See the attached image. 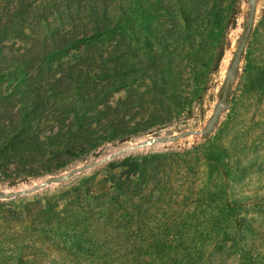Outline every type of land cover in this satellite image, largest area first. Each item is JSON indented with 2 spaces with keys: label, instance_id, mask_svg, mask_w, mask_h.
<instances>
[{
  "label": "rangeland",
  "instance_id": "obj_1",
  "mask_svg": "<svg viewBox=\"0 0 264 264\" xmlns=\"http://www.w3.org/2000/svg\"><path fill=\"white\" fill-rule=\"evenodd\" d=\"M219 1L224 9L225 29L214 31L213 40L206 47L203 64H198L196 76H190L191 62L184 57V53L174 62L182 71L179 79H176L179 90L177 88L175 96L172 95L173 88L164 83L169 79H162L165 76L164 68H150L141 79L136 74L124 79L118 65L107 59L110 53H114L113 48H117V43L120 50L115 51V55L118 57L145 61L148 51L144 47L143 37L138 33L142 28L138 20H134L133 26L121 24L120 31L116 30L111 36L95 38L94 44L85 51L72 52L62 60L88 71L90 74L84 76L86 79H12L0 83V98L10 93L17 98L25 92L45 97L48 102L47 114L54 116L42 119L39 126L41 139L57 131V114L65 113L62 117L67 125L80 111L82 103L77 95L78 89L83 93L95 90L100 95L106 94L107 90L109 94L106 100L113 107L124 99L126 91L123 87L129 85L136 96L143 98L144 103L140 114L136 113L138 110L135 108L131 112L119 111L123 117H113V125L121 121L129 122L126 131L130 134L125 138L103 142L80 156L62 155L67 161L65 167L51 174L28 177L23 184L13 188L9 183L21 179L10 181L0 174V190L7 192L62 175L121 147L136 146L157 136L205 130L218 110L225 82L231 78L227 101L220 106L216 125L208 135L187 136L168 143L134 148L66 182L14 199L12 206L9 205L11 200H0L3 206L0 207V264H248V255L256 256L251 263L264 264V89L262 97H254L255 91L248 83H242L247 54L253 61L251 75L258 77L264 71V51L261 53V46H264V0H255L252 29L242 58L237 62V71L232 76L231 65L249 23L252 0ZM97 6L99 12L105 8L103 3ZM68 11L77 31L82 33L89 13L82 14L84 10L76 6L70 7L65 15ZM171 20L159 18L156 24H160V27L170 26ZM18 46L23 47L17 42L15 47ZM91 55L95 62L91 60ZM106 59L107 77L101 79L99 71L103 67L102 61ZM139 64L137 67L142 66ZM53 70H50L51 74ZM192 79H196V84ZM58 82L61 84L58 85ZM57 86L70 87V93L63 100L60 97L49 99L53 95L51 89ZM115 88L118 90L112 92ZM184 97L187 102L182 107ZM138 124L146 130L132 134L138 129ZM75 138L60 142V147H53V150L58 153L61 147L73 145ZM211 140L216 144L212 148L206 145ZM154 154L169 156L168 164L164 167L169 169V191L164 194V199L162 196L152 207L143 206L136 216H131L132 212L124 208L105 212L99 221L101 200L92 199L98 194L91 189L90 194L80 196L75 205L89 212L88 216L91 215L96 222L90 226L96 238L89 239L90 243L82 242V251L72 242L62 243L35 233L34 226L25 219L2 218L8 217L5 213L10 208L18 210L19 204L32 201L35 196L61 194L81 180L91 181L92 176H96V181L105 175L111 164ZM40 172L37 170V173ZM165 179H160V183ZM224 194L241 200V210H247L246 216L251 220V233L238 244L223 243L222 226L217 221L216 211L219 199ZM64 199L71 201L72 196L67 195ZM117 219H121L119 224L115 221ZM119 225L124 226L115 229Z\"/></svg>",
  "mask_w": 264,
  "mask_h": 264
},
{
  "label": "trees",
  "instance_id": "obj_2",
  "mask_svg": "<svg viewBox=\"0 0 264 264\" xmlns=\"http://www.w3.org/2000/svg\"><path fill=\"white\" fill-rule=\"evenodd\" d=\"M100 3L105 7L101 12L97 9ZM72 6L81 7L84 10L82 14L89 13L82 33L74 26L69 11L65 15ZM223 11L219 0H0V83L12 79H86L84 76L90 74L88 71L62 60L72 52L85 51L94 44L95 38L111 36L116 30L120 31L121 24L133 26L134 20H138L142 25L138 33L143 37L144 47L148 51L145 61L118 57L115 55V51L120 50L117 43V48H113L114 53L106 57L123 71L124 79L134 74L141 79L150 68H164L165 76L162 79H169L164 83L173 88L172 95L175 96L177 88L179 90L176 79H179L182 71L174 62L184 53V57L191 62L190 76H196L198 64H203L202 59L206 56L207 45L213 40L214 31L225 29ZM159 18H170L172 24L163 25L165 28L160 24L157 26ZM17 42L23 47H15ZM263 51L264 46H261V53ZM107 59L102 61L103 67H100L101 79L107 77ZM91 60L96 61L92 55ZM251 63L253 61L247 54L242 83H248L255 91L254 97L260 98L264 89V71L258 77L251 75ZM50 70H53L52 74ZM192 82L196 84V79H192ZM123 88L126 91L124 99L112 107L106 100L109 94L107 90L106 94L100 95L95 90L83 93L77 87V95L82 103L80 111L67 125L62 117L65 113L57 114V131L45 135L43 139L40 137L41 121L54 116L47 114L48 102L45 97L28 92L17 98L11 93L1 97L0 174L10 181H26L28 177L51 174L65 167L67 161L62 155L80 156L103 142L125 138L130 134L126 131L129 122L121 121L113 125V117H123L119 111L131 112L135 108L138 110L136 113L140 114L144 103L143 98L135 95L132 87L128 85ZM51 90L53 95L49 99L60 97L63 100L70 93V87L65 86ZM184 102H187L186 97L181 103L182 107ZM137 128L132 134L146 130L141 124ZM72 137H76L73 145L61 147L58 153L53 150V147H60V142ZM206 145L212 148L216 144L211 140ZM168 159L167 154H154L111 164L105 175L96 181V176H92L91 181L81 180L61 194L35 196L32 201L19 204L18 210L10 208L5 213L8 217L2 218L25 219L34 226L35 233L62 243L72 242L82 251V242L90 243L89 239L96 238L90 230V226L96 222L91 215L88 216L89 212L75 207L78 198L90 194L91 189L96 190L94 194H98L97 197L91 198L101 200L99 221L105 212L124 208L132 212L131 216L138 214L143 206L152 207L162 196L164 199V194L169 191V169L164 168ZM37 170H41L40 174ZM163 178L166 179L161 184L160 179ZM67 195L72 196L71 201L64 199ZM219 202L216 217L222 226L223 243L243 242L252 231L251 220L246 216L248 211L241 210V200L226 194ZM14 204V201H9L10 206ZM74 218L75 221L71 222ZM115 221L119 224L121 219ZM247 258L250 260L248 264H255L251 261H255L256 256L248 255Z\"/></svg>",
  "mask_w": 264,
  "mask_h": 264
},
{
  "label": "water",
  "instance_id": "obj_3",
  "mask_svg": "<svg viewBox=\"0 0 264 264\" xmlns=\"http://www.w3.org/2000/svg\"><path fill=\"white\" fill-rule=\"evenodd\" d=\"M254 10H255V0H252L249 23L247 25L244 38L242 40V44L240 45V47L236 53V56L232 62L231 76L234 75L237 71V62L242 58L244 46H245V44L249 38L251 29H252V25H253ZM230 83H231V78H228L226 80L224 88H223V92L221 95L218 110L214 114V116L212 117V120L210 121L209 126L205 130H203V131H186V132L179 133L177 135H171V136H157V137H153L150 141H145V142H143L139 145H136V146L121 147V148L115 150L113 153H110L107 156H105L99 160H96L92 163H88L85 165H81V166L74 168V169H72V170H70L67 173H64L62 175L45 178V179L39 181L38 183H36L34 185L27 186L24 189H20V190H16V191H10V192H5L3 190H0V200H3V201L14 200V199L22 198L25 196L33 195L39 191L44 190L45 188L66 182L77 174H80V173L85 172L87 170L94 169L100 165H103V164L111 161L112 159L119 157L120 155H122V154H124V153H126V152H128L134 148H142V147H146V146H149L151 144H154V143H168V142L175 141V140L187 137V136H194V135H199V134L208 135L216 125L218 115H219L220 106L227 101L229 89H230ZM23 183H24L23 180H17L15 182L9 183V186H10V188H13V187H16L19 184H23Z\"/></svg>",
  "mask_w": 264,
  "mask_h": 264
},
{
  "label": "bare ground",
  "instance_id": "obj_4",
  "mask_svg": "<svg viewBox=\"0 0 264 264\" xmlns=\"http://www.w3.org/2000/svg\"><path fill=\"white\" fill-rule=\"evenodd\" d=\"M28 186H30V185H28ZM26 187H27L26 185H23V186H21L20 188H17L16 190L24 189V188H26ZM16 190H11V191H16ZM7 192H10V191H7Z\"/></svg>",
  "mask_w": 264,
  "mask_h": 264
}]
</instances>
